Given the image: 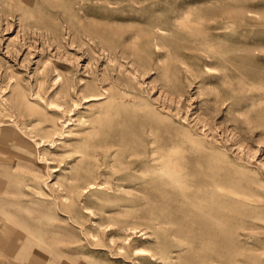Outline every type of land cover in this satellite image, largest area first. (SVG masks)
Here are the masks:
<instances>
[{"label": "rangeland", "instance_id": "rangeland-1", "mask_svg": "<svg viewBox=\"0 0 264 264\" xmlns=\"http://www.w3.org/2000/svg\"><path fill=\"white\" fill-rule=\"evenodd\" d=\"M79 117L90 118L86 141ZM0 119V163L28 176L15 166L25 148L39 175L26 198L38 203L21 213L79 234L92 264H139L135 248L152 249L154 235L137 215L201 212L182 189L218 230L189 236V264H264V0H0ZM52 125L54 141H31ZM105 137L112 157L80 159L78 148L100 154ZM159 146L181 175L159 170ZM13 189L0 180V193ZM49 194L63 200L56 214L40 211Z\"/></svg>", "mask_w": 264, "mask_h": 264}, {"label": "bare ground", "instance_id": "bare-ground-1", "mask_svg": "<svg viewBox=\"0 0 264 264\" xmlns=\"http://www.w3.org/2000/svg\"><path fill=\"white\" fill-rule=\"evenodd\" d=\"M94 94L101 95L102 93ZM64 95H66L65 91L63 92V90H61L56 97L59 101L64 102ZM94 98L99 99L102 97L99 96ZM9 101L11 103V107L21 113L23 109L21 100L19 98L17 99L16 97H12L9 99ZM121 101L124 100L121 99ZM89 117H79V119H77L80 126L77 131L80 134L86 133L81 141H86V135L91 134V129L87 126V122L90 121ZM3 121L6 122V120L0 119V122ZM55 130H57L56 125H52L50 127L45 126L40 129L33 130L34 133L36 135H39L40 137L33 138L31 139V141L36 139L45 141V139L49 138L50 142H52L54 141V137H57V135H54ZM12 131L6 133V136L26 142L25 137L20 132ZM31 137H33V135H31ZM74 138L78 139L71 136L69 139L71 140ZM87 143L84 148H78L77 150V152L81 153L80 159L85 157H96L98 155L102 156L104 159H107L108 157H112V154L114 153V151L110 148L112 144L111 139H109L108 137L103 138L99 142L98 146L102 148V152H100V154H97L94 151L89 152L87 149H85L87 147ZM24 151L25 154H20L23 157L24 161H21L20 163L18 161L15 166H19L22 163H25L27 166L25 171L26 173H28V176H13L12 174H10L8 169H6L7 166L3 163H0V180L10 181L14 187L11 192V196H6L5 193H0V256H3L5 258L4 260L0 259V264H92L91 256L86 255V252L88 251L85 249V246L79 234H68L67 229H65L66 226L63 224L49 220L48 224H41L38 218H34L31 215L21 213L23 209L30 210V207H33L38 203L36 200L26 199L30 196V194H28V191H30V187H32L33 181L36 182L35 179L39 177V175L35 173V169L32 166V160L30 159L29 152H27L25 148ZM169 152L173 153V151ZM151 156L152 160H155L157 164H160V171L164 173L168 171L169 173L173 172V174L175 175L182 174V171H177L175 168L170 166V164H172L171 157L169 155L166 156L161 151V146L152 148ZM165 175H167V173ZM179 180L180 178L177 181ZM182 184L184 185L185 183L183 182ZM22 185L24 186V188H22ZM63 185L64 189H68L70 191H73L76 187L83 188L84 186H86L84 184H76L75 181H67V183L65 184L64 182ZM98 185H101V183L96 181H91L89 183L90 189H97L99 188ZM156 190L164 191L165 189L160 184L159 186H157ZM90 192V196H92V194H95V191L91 190ZM180 193L183 195V197L185 196V198L190 199L193 207H195V209L197 210L200 209L201 212L193 213L192 210L194 209H191V214L186 213L182 216L173 217L170 221L165 220V215L162 211H160V209L159 211L147 210V212L140 213L139 215L136 214L138 217L147 218L146 226L151 229L150 235H154L152 249L135 248L136 251L134 252V259H136V262H138L137 259L142 260L141 262H138L139 264H189V261L187 260L188 257L183 255V252L190 247L188 242H190L191 239L189 238V236H198L200 234L204 235L206 233L210 235L211 231L213 233H217L218 230L216 229L215 224H207V219L210 221V215L212 212L209 210L206 212L202 211L204 205L201 200L199 198L192 199L191 195L188 197L184 189H182ZM102 194L104 193L102 192ZM102 194L100 192L97 193L98 197L100 198H102ZM204 194L207 196L209 192L205 191ZM56 198L57 197L53 194H49L46 197H43L42 199H44V201L42 203L47 204V206L40 205V211L43 213L53 212L54 214H56L58 206H61L63 203V200L61 203V201H58ZM138 201L140 203L142 199L141 201L138 199ZM97 205L99 206L98 208L100 214L106 215L110 219L114 220V222L119 226L126 227L131 224L129 220L120 218L113 214L117 211L119 212L120 210L109 213V210L107 209V203L99 202V204ZM121 205L122 204H117L115 206L119 209V206L121 207ZM159 205L157 203V206ZM47 209L48 211H45ZM71 217L74 218L78 223H82L81 220L79 221L76 218V215L71 214ZM86 228L87 227L84 226V232L89 233L88 229ZM195 231H197V233H195ZM94 235L95 234H93L92 236ZM166 236H171L168 242L162 239L163 237L166 238ZM125 237L128 238V236ZM143 238H148V236H144ZM91 242L94 245L103 244L93 241ZM119 247H126L127 249H130L131 245L125 246L122 243ZM150 250H152L151 253Z\"/></svg>", "mask_w": 264, "mask_h": 264}]
</instances>
